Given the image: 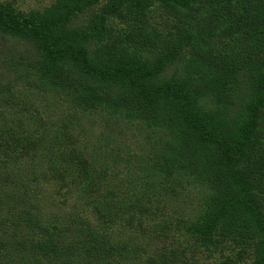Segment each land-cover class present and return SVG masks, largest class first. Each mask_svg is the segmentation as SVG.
I'll use <instances>...</instances> for the list:
<instances>
[{
    "label": "rangeland",
    "instance_id": "obj_1",
    "mask_svg": "<svg viewBox=\"0 0 264 264\" xmlns=\"http://www.w3.org/2000/svg\"><path fill=\"white\" fill-rule=\"evenodd\" d=\"M109 1L97 0L72 13L66 29H85V35L76 36L75 41L84 43L93 55L102 53L114 41L116 46L128 45V50L148 60H155L164 45L169 50L171 40L175 39L171 24L178 22L169 10L184 8L179 2L143 0L146 7L138 9L135 0H118V9L102 19V11ZM232 1L239 3V0ZM56 2L0 0V5L28 15L43 13ZM188 2L190 10L196 8L195 19L218 20L212 33L207 32L213 37L191 27L195 36L187 47L172 53L160 78L173 77L181 84L187 76L192 77L197 65L202 64L198 50L205 53L211 50L213 55L220 57L222 64H237L243 72L240 75L242 83L236 92L224 89L230 86L219 87L221 102L213 91L203 93L202 85L209 83L210 72L199 69L200 78L205 73L200 84L190 81L191 86L199 85L194 87L197 107L204 114L226 122V117L235 115L241 92L248 91L253 80L264 78V70L258 71L249 61L244 64V57L252 54L246 53L244 48L253 35L247 32L237 37L223 34L229 23L225 18L226 0ZM257 2L245 0V5L250 8ZM263 11H258L262 20L257 21L264 31ZM93 20H105L104 30L93 27ZM139 20H148V30L158 32L153 43L156 45L129 42L128 37L135 33ZM89 29L92 30L88 32ZM57 34H60L59 43H64L72 33L62 28ZM36 53V48L26 40L0 32V175L14 178L0 185V221L22 220L20 227L30 235L40 232L26 229V220L51 226L47 227L51 232L53 226H57L64 239L83 220L105 232L120 248L100 260L80 251L77 256H69L72 259L63 264H151V261L153 264H182V246L193 241L189 230L197 223L199 215L209 209L214 189L211 184L204 183L208 180L206 173L196 176L201 167L184 171L162 156L161 150L169 149H165V141L174 140L176 136L180 145L182 141L194 140L191 134L176 132L178 126L182 127L178 108L165 101L154 103L152 116L167 119L154 126L152 116L127 117L128 111L110 112L100 106L93 107L87 97V103L80 105L67 93L52 89L47 78L31 68L28 58ZM256 73L260 76L253 77ZM83 84L101 89L99 82L87 75ZM261 121L264 124V120ZM186 128L192 129L191 126ZM260 134L258 150L264 147V130ZM180 148L170 149H176L178 157ZM210 151L208 148L206 154ZM252 156L254 160L249 163L246 157L242 158L240 168L246 169L253 164L264 172V154L257 152ZM83 165L88 172L86 176L82 174ZM255 183L260 184V189L254 191L255 202L264 204V178ZM261 212L264 214V207ZM236 250H224L221 255H210L204 249L194 250L186 262L252 264L251 259H239ZM8 263L5 257L0 259V264ZM31 264L62 263L42 258L32 259Z\"/></svg>",
    "mask_w": 264,
    "mask_h": 264
},
{
    "label": "trees",
    "instance_id": "obj_2",
    "mask_svg": "<svg viewBox=\"0 0 264 264\" xmlns=\"http://www.w3.org/2000/svg\"><path fill=\"white\" fill-rule=\"evenodd\" d=\"M117 1L110 0L104 6L102 19L118 9ZM159 1L164 3L169 0ZM175 1L186 10H169L173 19L178 21L171 24L175 39L171 40L169 50L165 45L162 47L155 60L138 56L137 52L128 50V45L118 47L115 41L102 50V53L93 55L84 43L75 41V37L84 34L85 29L69 31L66 24L71 21L69 19L72 13L93 5L97 0H57L49 10L43 13L31 12L28 15L0 5V32L24 39L36 48V55L28 58L31 68L47 78L52 89L67 93L80 105L87 103V97L93 107L100 106L110 112L128 111L125 113L127 117L135 118L141 115L152 116L154 111L151 107L154 103L165 101L174 104L179 111L178 117L182 119V127L178 126L176 132L191 134L194 140L182 141V145L178 136L174 140H167L163 144L165 149H169L161 150L162 156L165 160L177 163L184 171H195L198 170L197 167H201V172L196 176L206 173L208 180L204 183L211 184L214 189L210 195L209 209L199 215L197 223L189 230L193 241L182 246V264H188L186 261L194 250L204 249L210 255H221L224 250L234 251L235 248V255L239 259L248 258L252 260V264H264V214L261 212L264 204L261 201L255 202L254 192L260 189V184L255 182H262L263 168L253 167V164L246 169L239 166L242 158L246 157L249 163L254 160L253 154H264V147L257 149L261 137L259 133L264 130L261 121L264 120V78L253 80L250 89L241 92L235 115L226 117V122L204 114L197 107L195 88L199 85L191 86L190 81H193L192 84H200L205 73L200 78L199 69L210 72L209 83L202 85L205 90L203 93L213 91L221 102L219 87L230 86L224 89L236 92L242 83L240 75L243 72L237 64H222L220 57L213 55L211 50L207 53L198 50L197 55L202 64L197 65V70L193 69L195 73L192 77L187 76L181 84L176 83L173 77L160 78L166 61L173 57L172 53L187 47L195 36L190 31L191 27H196L199 33L212 38V34L207 32L212 33L218 21L195 19L197 11L196 8H188L189 0ZM134 3L138 9L146 7L143 0H135ZM239 3L226 0L225 18L229 23L223 34L237 37L238 34L251 33L252 39L246 42L244 51L252 54L244 57V64L249 61L252 65L255 64L258 71L264 70V31L257 21L262 20L258 11L264 9V0H258L257 5L250 8L245 5V0H239ZM104 21L93 20L92 25L102 31ZM147 21L139 20L135 33L128 37L129 42L141 45L155 43L158 32L155 29L148 30ZM62 28L72 34L68 41L59 43L60 34L57 31ZM85 75L97 80L101 89L84 85ZM254 76L260 75L256 73ZM42 77L41 80L44 79ZM153 119L154 126L167 120ZM188 126L192 129L186 128ZM174 147H182L178 157L175 155L177 150L170 149ZM208 148L211 151L206 154ZM81 163L84 164L85 160ZM82 168V174L86 176L88 172L85 166ZM10 178L14 180L12 176L0 175V185H3L2 182L8 183ZM21 221H0V259L5 257L8 264H31L32 259L42 258L63 264L72 259L69 256H77L80 251L83 255L91 254L100 260L102 256L106 257L120 250L105 232L83 220L64 239L57 226H53L51 232L47 228L51 226L40 225L31 219L26 220V229L38 230L40 235L37 232L30 235L28 230L20 227ZM227 260L230 262V259Z\"/></svg>",
    "mask_w": 264,
    "mask_h": 264
}]
</instances>
